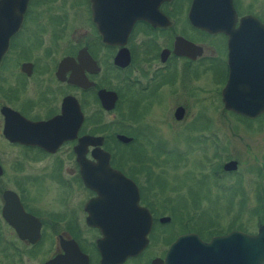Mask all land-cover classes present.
<instances>
[{
    "label": "flooded vegetation",
    "instance_id": "af4514ba",
    "mask_svg": "<svg viewBox=\"0 0 264 264\" xmlns=\"http://www.w3.org/2000/svg\"><path fill=\"white\" fill-rule=\"evenodd\" d=\"M191 1L0 0V264H100L101 234L87 225L86 209L97 194L83 181L95 147L77 157L82 137L102 139L108 166L132 182L150 215L148 243L136 257L156 229L164 235L160 220L167 217V144L160 153L154 127L169 130L172 143L208 147L200 168L219 177L236 172L234 159L215 163L228 144L215 136V114L243 122L246 133L264 130V35L254 22L264 25L262 8L209 0L210 20L219 18L224 30L208 32L189 23ZM131 15L145 18L130 22ZM246 17L252 20L242 27ZM125 52L127 64H114ZM100 90L115 94L111 110L101 107ZM223 90L229 105L257 114L227 109ZM70 118L79 126L65 139ZM223 124L230 134L231 123ZM229 161L237 163L233 172L223 170ZM254 167L257 227L246 234L264 225V169ZM238 205L244 207V197Z\"/></svg>",
    "mask_w": 264,
    "mask_h": 264
},
{
    "label": "water",
    "instance_id": "95a60500",
    "mask_svg": "<svg viewBox=\"0 0 264 264\" xmlns=\"http://www.w3.org/2000/svg\"><path fill=\"white\" fill-rule=\"evenodd\" d=\"M215 3L218 7V0ZM226 4L231 8L230 0H226ZM210 8L209 0H192L187 14L189 23L208 32L212 29L224 30L219 18L215 22L210 20ZM93 18L95 20V16ZM136 18L145 17L131 15L130 22ZM248 20L252 19L246 17L242 21V27L248 24ZM254 22L258 27L257 33L264 35V25ZM127 62L126 52L122 56L119 54L114 60V64L118 66H125ZM98 98L104 110H111L116 96L113 92L100 90ZM222 101L227 109L236 114L247 117L257 114L246 111L239 103L229 105L224 90ZM69 102L68 114L73 118V114L77 113V106L73 98ZM70 120L65 139L74 138L79 126V119L75 122L71 118ZM116 139L123 143L129 141L123 135H117ZM101 140L100 137H82L75 147L77 157L80 150L87 146L95 147L92 151L95 163L86 162L83 166L84 185L97 194L86 206L87 225L96 228L101 234V238L96 241L100 264H122L146 247L151 219L148 211L138 205L137 191L132 182L108 166V154L98 148ZM236 166V161H229L223 165V170L233 172ZM168 221V217L160 220L163 224ZM148 264H264V225L255 234L234 230L226 235L214 236L207 242L202 241L195 233L181 234L169 244L162 259L153 258Z\"/></svg>",
    "mask_w": 264,
    "mask_h": 264
},
{
    "label": "rangeland",
    "instance_id": "374dc122",
    "mask_svg": "<svg viewBox=\"0 0 264 264\" xmlns=\"http://www.w3.org/2000/svg\"><path fill=\"white\" fill-rule=\"evenodd\" d=\"M245 1L257 3L262 8L264 19V0ZM121 115L120 121L125 122L127 114ZM124 115L125 117H123ZM162 117H164L163 114ZM225 118L231 123L229 125L230 134L229 130H225L226 127L223 124L226 119L224 120L221 114H215V136L218 139L221 137L222 142L228 143L226 152L222 155L216 153L215 163L221 164L224 160L234 159L237 161L238 167L236 172L221 177L216 169L209 172L206 168H200L205 163V156L209 154L208 147L182 144V141L172 143V140L167 138L169 130L164 133L154 127L159 134V137L155 136L154 140L162 146L160 153L164 154V145L162 144H167L163 155L167 163L164 173L166 183L164 196L167 199V208L164 216L169 217V222L164 223L165 227L161 229L164 235L159 229H156L145 253L127 260L124 264H147L151 256L162 254L169 243L182 234L180 233L182 229L179 226V217H183L184 214L180 215L179 209L191 210L192 202L197 205V209L194 211L197 217L196 225L207 224L208 221L212 223L211 228L203 230L204 237L209 232L226 233L229 228L230 231L237 230L245 233L256 230L257 217L253 213V208L255 207L256 187L259 180L250 171V167L255 169V164L263 165L264 169V130L260 132L258 129H250V133L248 130L246 133L241 128L243 122H236L234 119L230 121L228 116ZM190 137H192L191 134H189ZM124 153L127 152L124 151ZM203 167L206 166L203 165ZM241 194H243L245 203L242 208L238 205L241 202ZM46 199L47 197L44 200Z\"/></svg>",
    "mask_w": 264,
    "mask_h": 264
},
{
    "label": "trees",
    "instance_id": "16d2710c",
    "mask_svg": "<svg viewBox=\"0 0 264 264\" xmlns=\"http://www.w3.org/2000/svg\"><path fill=\"white\" fill-rule=\"evenodd\" d=\"M191 206H192L191 210L179 209L181 211L179 214L180 215L184 214L183 217L182 216L179 217V226H180V229H182V231H180V233L183 234L186 232H195L201 239H208L211 236L220 235V234L225 233V232H221V233L220 232L219 233L209 232V233H207L206 237H204L202 234L203 230L205 231L206 229L211 228L212 223L208 221L207 224L197 226L196 225L197 217L194 214V211L197 209V205L195 204V202H192ZM229 229H228V231L231 230V229L230 230ZM236 229H239V228H236Z\"/></svg>",
    "mask_w": 264,
    "mask_h": 264
}]
</instances>
